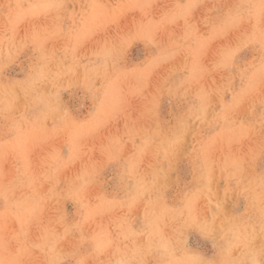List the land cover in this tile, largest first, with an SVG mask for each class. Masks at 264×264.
Here are the masks:
<instances>
[{
	"label": "rangeland",
	"instance_id": "1",
	"mask_svg": "<svg viewBox=\"0 0 264 264\" xmlns=\"http://www.w3.org/2000/svg\"><path fill=\"white\" fill-rule=\"evenodd\" d=\"M0 264H264V0H0Z\"/></svg>",
	"mask_w": 264,
	"mask_h": 264
}]
</instances>
